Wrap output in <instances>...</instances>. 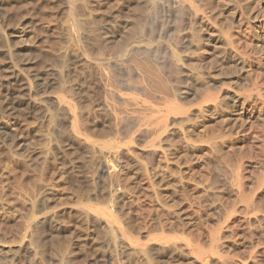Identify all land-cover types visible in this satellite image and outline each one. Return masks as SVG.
I'll list each match as a JSON object with an SVG mask.
<instances>
[{
  "label": "bare ground",
  "instance_id": "1",
  "mask_svg": "<svg viewBox=\"0 0 264 264\" xmlns=\"http://www.w3.org/2000/svg\"><path fill=\"white\" fill-rule=\"evenodd\" d=\"M26 1L0 0V23L2 24V27L0 26V144L12 149L28 129V133L38 141L48 140L49 142L51 138L58 139L55 140L58 141L56 144L51 142L52 145L50 144L49 148L34 153L37 158L46 162L48 156H52L50 154H55L60 160L66 162L69 159L67 151H79L87 156L96 152L100 157L99 171L111 176L115 171L116 161L125 156L129 151V145L106 140L105 136L110 133H122L126 135L130 143L142 139L149 140L142 148V152L148 156V164L154 166L160 163L166 167V171L159 173L147 168L143 169L144 171L129 169L131 172L129 171L127 178L130 179L131 193L136 195L137 199L141 196L146 207L149 206L148 199L157 188L166 189L175 182L176 158L187 153L189 147L197 142L203 143V147L210 149L216 143L227 141V139L234 140L236 145L246 142V146L250 147L247 149L248 153L259 156L264 171V129L260 124H257L259 126L256 130L251 126L252 122L264 120L261 113L264 108V78H261L264 77V54L257 55L255 51L257 31L264 41V0H261V3H257V0H224L226 2L224 22H227V27L225 30H221L224 27L218 29L224 35L223 45L233 53L232 59L237 57L234 61L237 62L236 65L245 69L246 73L253 78V87L251 86L250 90L232 86L233 89L226 88V82L223 81L224 75L220 74L218 75L222 78L211 76L207 81L205 79L207 87L193 103V108L200 114L195 112L200 118L196 116L199 120H197L198 124L204 129V135L200 134L201 137L195 141L187 135V126L183 123L182 117L180 123L174 122L178 116L186 115L188 109L176 103L172 85H177L176 89L184 95V99L193 95L184 84L185 80L192 76L193 69L180 65V61H186L189 58L188 53L191 47L188 46L194 44L193 38L197 39V36L198 38L200 36V32L196 31L197 36L195 33V37L192 38L193 44L189 45L188 34L190 32L194 34L192 27L189 31L190 26L197 22L201 25L200 20L203 17L200 16L202 9L200 0H147L149 10L142 5L147 12L150 11L148 14L146 11L142 13L143 15L141 14L142 16L147 14V19L156 16L158 10L163 7L164 9L161 10L166 8L175 18V22L177 20L176 23L181 22L178 31L171 30L175 31V35L176 32L178 34L177 41H173L177 42V47L174 49L177 53L178 48L179 53L183 55L182 58H179L178 53L176 55L173 52V48L170 47L172 45H168L169 41L166 43L157 41L155 44L143 41L142 37L148 30H145L146 28L139 33L134 35L129 33V36L124 37L119 30L120 26L126 29L125 33L127 27L134 25L135 28L137 27L133 24L134 19L131 21L128 18L121 21L109 17L111 21L102 24L97 30L102 36L101 38L99 35L98 39L101 38L105 43L101 48L94 50L92 34L95 35L98 32L94 30L95 33L92 29L90 31L91 19L89 20V15L84 13L88 5L83 0V6L87 5L85 9L79 4V0H33L35 7L25 13L20 24H16L14 19L9 18L8 10L10 7L23 8ZM220 2L223 3V1ZM168 11L167 14H170ZM167 14L165 13L164 17ZM39 19L46 25L48 38L60 41H54L53 47L49 50L39 49L40 51L35 52L34 44L27 45L28 43L25 44L22 39L23 37L31 38L35 23ZM161 21L163 20L159 22ZM176 23L173 25L175 24L177 26L175 28H178L180 23ZM223 24L222 26L225 25ZM92 25L95 24L92 23ZM169 25L162 33L166 34ZM161 26V30L167 27ZM233 26H237V29L235 28L237 32L231 31ZM170 33L167 32V34ZM117 38L122 39L118 42ZM217 40H213L209 35L202 41L206 45L217 46L219 44ZM82 93L87 99L90 97L92 103H96L97 107L107 113V116L102 119L106 130L99 129L104 133L94 132L104 138L90 137L82 131L83 124L80 120L83 115L80 114L74 102L77 98L75 96L80 98L83 96H80ZM183 98L180 97L179 102ZM211 111L226 113V123L222 128L214 129L208 125L211 118L206 115ZM31 116L35 121L40 118L46 121V125L43 123L45 126L43 129L47 130L46 134L40 131L41 126V129L38 126L34 127L35 125L33 128L30 127L31 129H25L24 121ZM85 116L87 117V114ZM4 118L13 121L14 127L5 123ZM112 121L117 122L115 126L112 125ZM180 133L183 137V146L178 147L167 143L169 138H165V135L168 137V135H180ZM260 176L256 178L253 187H249L240 173L236 172L229 185V191L234 195L236 202L225 220L228 225L234 221L240 224L244 247L249 250L247 259L244 257V260H239L240 257L236 259L237 257L234 256L220 254V250L225 245L224 227L206 233L204 238L209 242L207 250L183 239V241L149 239L141 242L129 237L128 228L131 224L144 219L138 213L142 206L136 207L138 201L135 206L131 205L130 200L123 195L125 192L116 193L117 189H111L108 183L98 187L107 197L105 209L98 210L86 203L89 193L81 191L82 189L77 192L76 188V193H73V190L72 198L75 201L66 206L61 201L65 187L60 182L56 186L40 182L34 199H31L33 201L29 208L32 210L31 215L29 214L30 217L24 222L20 236L14 241L0 240V264H37L39 261L46 264L47 262L73 264L75 256L82 252L87 242H96L97 232L100 230L117 234L128 242L133 251L151 264H166L176 256L183 261L182 264H245L246 261L248 264H251L249 261L264 264V249L261 247V251H253L254 245L251 241H247V238L251 236L254 223L264 224V210L257 206L256 200L259 198H255L257 195L255 193L264 188V176ZM67 211L75 215L82 228L71 227L61 220V216ZM120 215H126L127 218L118 220ZM167 215L170 222L167 221L165 227L178 229L183 228L185 221H189L193 214L182 208L178 212L168 211ZM140 234L141 237H145L147 232L140 231ZM101 257H105L104 254Z\"/></svg>",
  "mask_w": 264,
  "mask_h": 264
},
{
  "label": "rangeland",
  "instance_id": "2",
  "mask_svg": "<svg viewBox=\"0 0 264 264\" xmlns=\"http://www.w3.org/2000/svg\"><path fill=\"white\" fill-rule=\"evenodd\" d=\"M83 1H85V3L87 2L86 4L88 6L86 4L83 6ZM83 1L79 0V4L82 5L84 9L86 8L85 6H87L86 12L84 13L89 15V20H92H90L89 23L91 22V24H95L92 26L90 24V31L92 29V31L95 30L98 32L97 30L101 28L100 26L111 21V18L113 17L121 21L124 18H128L131 21L134 19L133 24H136V26L139 27L140 23V27L135 28V25L127 27V32L125 33L126 29L120 26L119 30L124 37H126V35L129 36V33L130 35H132L131 33H133V35L137 32L139 33L140 30H144V28H146L145 30H148L146 31L145 36L142 37V39H144L143 41L150 44H155L157 41L159 43H166L169 41L168 45H172L170 47L171 49L173 48V52L175 53L177 42L173 41H177L178 39V36H176L178 34L176 32L175 35V31H178L179 27L181 26V22L178 20L180 24L176 23L177 20L175 22V18H173V15L166 8L165 10H161L163 8L162 7L159 9L160 11L158 10L157 13L161 16L157 14L156 16L147 19L146 15L148 12H150L146 11L150 9L149 5L146 3L147 0ZM200 1L202 8L200 10V16L205 17V19L202 17V20H200L201 25H199V22H197L194 24L195 26H190L189 31H191V27L193 30L195 28L194 31L192 30L194 34L191 32V34H188L189 45L193 44L194 39V44L197 46L194 44V47L193 45L188 46L189 48L191 47V53H188L189 58H187L186 61L180 59V65H185L186 68L190 70L193 69L192 71H194H191L192 76L185 80L184 83L190 92L193 93V95L184 99V95L177 91V85H172L173 97H175L176 103L179 105L182 104V106L188 109V113L186 115L178 116V118H175L174 122L180 123V118L182 117L183 123L187 126V135H189V137H191L194 141L197 140L198 137H201V135H204V129L203 127L200 128L201 126L198 124L200 114L193 108V103L197 97H199V95L205 91V88L207 87L205 82L207 79H209V77L212 76L217 78L220 75H224L223 81L226 82V88H230L232 86L233 88L238 87L250 90L253 87V78L246 73L245 69H242L240 68L241 66L236 65L237 62L234 61L237 59V57L232 59L231 54L233 53L230 51V49H227L226 46L223 45L222 40H224V35H222L221 30H225L227 27V22H224L226 15V7L224 5L226 2L224 0ZM220 1H223V3ZM33 3V0H27L23 4V8L20 9L14 7L11 8L9 6L11 8L8 10L9 18L14 19L16 24H20L21 20L25 16V13L32 10L31 8L35 7V4ZM257 3H261V0H257ZM221 4L223 6H221ZM142 5L146 8V10ZM145 11L147 14L144 15V18L142 15L146 13ZM167 11L170 14H167ZM165 13L167 15L164 17ZM156 19L163 21L159 22L157 20L159 22L158 23ZM227 19L228 18L226 17V20ZM203 20H205L207 23L205 21L202 22ZM168 21L171 22L169 23ZM144 23H147V26H145ZM165 23L168 25L170 24L166 34H164L165 32L162 33V31H165L168 28V25ZM173 23L179 24L178 28H175L177 26L175 24L173 25ZM222 24L224 26H222ZM161 25H163V27H167L161 30ZM0 26L2 27L1 23ZM215 26L217 27L215 28ZM95 27L97 28L95 29ZM197 27L198 29L200 27V30H198ZM220 27H224V29H221ZM233 27L234 28H232L231 31L237 32V26ZM133 28L135 29L133 30ZM171 29H175V31ZM196 31L200 32L199 38L201 37V39L198 38ZM167 32L171 33L167 34ZM172 32H174L173 35ZM195 33L197 39L200 40L198 43L196 42L198 40L195 37ZM99 35V32L95 35L92 34V38H96H93L94 42L92 41V47L94 50L101 48L103 46L102 44L105 43V41L101 39V35V38L98 39ZM190 35H192L191 38ZM209 35H211L213 40H219H217L219 42L217 46L206 45V43L203 42ZM256 36H258V38L255 40V44L257 45L255 50L257 52L256 54H264V41L262 38H260L258 31L256 32ZM120 39L117 38V41L119 42ZM190 40H192V42H190ZM22 41H24L25 44L28 43L27 45H30V43L34 44V50L37 52L40 50H49L51 47H53L54 41L60 40L48 38L46 25L44 21L39 19L35 23L31 38L29 39L23 37ZM111 50H114V48H111ZM176 51L179 55V58L183 56L179 53L178 48ZM177 53L175 54L177 55ZM222 76H220V78H222ZM232 87L230 89H233ZM80 96V98L75 96L77 98H75L74 102L80 114L83 116L87 114V117L82 116V119L80 120L83 124V133H86L90 137L94 138H104L94 134V132L97 131L98 133H104L106 127L102 123V119L107 116V113L100 107H97L96 103H92L90 97L87 99L83 93L80 94ZM180 97L183 98L181 99V102H179ZM261 113L264 119V108L262 109ZM197 115L198 119L196 117ZM208 116L211 118V121L208 125L214 129L222 128V126H224L226 123L225 120L227 115L224 111L207 112L206 117ZM39 120L35 121L34 117L32 116L26 118L24 121L26 125L25 129L30 127L33 128L34 125V127L38 126V128L41 126L42 130L44 131H40L42 133L45 132L46 134L47 130L43 129L45 128L43 123L46 125V121L42 120L41 118ZM4 122L14 127L13 121H10V119L4 118ZM116 123V121H112L113 126H115ZM257 124H260L264 129V120L252 122L251 126L254 130H256L259 126ZM97 126L99 127L98 129ZM99 129L104 131H100ZM165 138H169V142L167 141L168 144L172 143L178 147H181L184 144L182 141V133H180V135H168V137L165 135ZM105 139L129 145V151L125 154V156L122 157V159H118V161H116L117 163L115 164V171L111 176L105 175L99 171L98 163L100 157L96 152L87 156L81 154L79 151L70 150V152L67 151V158L69 159L66 160V162L60 160L55 154H50L52 156H48L46 162L45 160L43 161L37 158L34 153L40 152L44 148H49L52 145L51 142L56 144L58 141L55 140L58 139L55 138L54 140V138H51L49 142L48 140L38 141L32 134L28 133V129L27 132H25L22 136V139L18 140L17 145L12 149L0 144V240L14 241L20 236L24 222L31 215L32 210L29 209L31 208V203L33 202L31 199H34L36 194L35 192H37V188L39 187L38 184L47 183L49 185L52 184L53 186H56V184L58 185L61 183V185L66 188H64L65 191L63 192V200H61L66 206L69 204L71 205L72 202L74 203L75 200L72 197L73 193H76L75 189L77 188V192L82 189L81 191L89 193L86 203L92 205L98 210H101L105 209L106 207L107 197L103 191L98 189V187L101 184L108 183L111 189H117L116 193L123 194V192H125L126 194L124 193L123 195H126V199L130 200L131 205L133 204V206H135L136 202L138 201L136 207L140 208V206H142L140 212L138 211V213H140L144 219L140 220V222L134 221V223H132L133 220L130 221L132 224L131 227L128 228L129 237L137 239L141 242H145L149 239H177L178 241L184 240L188 241V243L192 245L197 244L204 250H207L209 247V242L204 238L206 233L214 232L219 227H224L225 229L223 230V236L225 240L223 241L225 245L220 250V254L229 257L234 256L237 257L236 259L240 257L239 260H244V257L246 259L248 258L249 250L244 247L245 243L243 241L244 238L242 237L243 231L240 227V224L234 221L228 225L227 220H225L227 214L231 211L234 203L236 202L234 195L229 191V185L232 183L234 174L239 172L244 179L243 181L249 185V187H253L256 178H259L262 173L263 174L260 177L264 176L262 161L255 153H248L249 151L247 149L250 147L246 146V142L236 145L234 140L231 141L230 139H227V141L216 143L213 147H211V149L203 147V143H191L193 145L189 147L187 153H183L176 158L174 169L176 170L177 175L175 177V182L171 183V185L166 189L157 188L154 191L152 197L148 199L149 206L146 207L145 201L141 196L140 199H137V196L131 193L129 188L130 179H127L129 171L131 172L129 169L142 171L143 169L146 170L147 168V170L152 169L151 171L163 173L166 171V167L160 163H156L154 166H150L148 164V156L146 153L142 152V148L149 140L142 139L140 141H134L130 143L129 139L126 138V135H123L122 133H110L105 136ZM258 191V193H255L257 194L255 195V198H259L256 200L258 202L257 206L264 210V188H261V190ZM182 208H184V210L187 212H192L193 215H191L189 221H185V226L183 228L167 229L165 224L170 222L167 215L168 211L178 212L181 211ZM65 214L61 216V220L71 227L77 229L82 228L79 226L80 224L77 222L74 214L68 213V211ZM124 217L127 218L126 215H120L118 220H124ZM123 225H125V223H123ZM236 225L240 228H238ZM252 227L251 236L247 238V241H251V243L254 245L255 249L253 251H261L264 249L262 246L264 245V224L261 222H255ZM237 228L240 229L241 232ZM142 230L147 232L145 237H141L140 231L143 232ZM99 232L100 234H98ZM99 232H97L96 242H87L88 244L84 245L82 250L84 253L81 252V255L77 254L78 256H75L73 264H151L137 252L133 251L127 244L128 242L119 237L117 234L108 233L105 230H100ZM103 254L105 257L102 258L101 256H103ZM182 262L183 261L176 256L175 258L169 260L166 264H182ZM244 263L248 264L247 261ZM249 263L255 264L251 261H249ZM37 264L46 263L39 261ZM47 264L50 263L47 262Z\"/></svg>",
  "mask_w": 264,
  "mask_h": 264
}]
</instances>
